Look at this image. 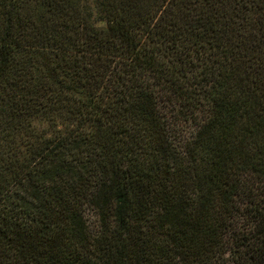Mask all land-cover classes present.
Here are the masks:
<instances>
[{"label":"trees","instance_id":"1","mask_svg":"<svg viewBox=\"0 0 264 264\" xmlns=\"http://www.w3.org/2000/svg\"><path fill=\"white\" fill-rule=\"evenodd\" d=\"M0 264H264V0H0Z\"/></svg>","mask_w":264,"mask_h":264}]
</instances>
